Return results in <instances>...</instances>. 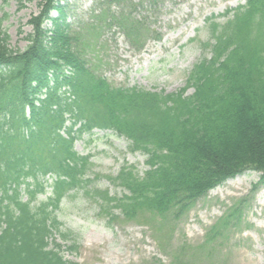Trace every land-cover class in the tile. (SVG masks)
Returning a JSON list of instances; mask_svg holds the SVG:
<instances>
[{"label": "trees", "instance_id": "obj_1", "mask_svg": "<svg viewBox=\"0 0 264 264\" xmlns=\"http://www.w3.org/2000/svg\"><path fill=\"white\" fill-rule=\"evenodd\" d=\"M59 2L40 0L24 50L11 49L0 32V264H77L63 257V245L73 253L77 241L58 213L79 194L97 205L107 228L144 221L160 237L170 215L184 214L226 180L254 171L264 182V0H245L222 15V24L206 20L203 57L170 94L116 88L91 71L84 50L100 26L72 35ZM106 13L100 24L116 22L140 43L145 25ZM95 129L124 137L131 153H142V175L134 167L114 177L92 174L89 158L73 146ZM99 177L124 194L93 188ZM239 218L230 208L202 246L176 249L171 264L201 262L207 245Z\"/></svg>", "mask_w": 264, "mask_h": 264}, {"label": "rangeland", "instance_id": "obj_2", "mask_svg": "<svg viewBox=\"0 0 264 264\" xmlns=\"http://www.w3.org/2000/svg\"><path fill=\"white\" fill-rule=\"evenodd\" d=\"M64 6L72 35L84 37L92 25L100 26L95 39L84 50L87 67L116 88H136L147 92L176 93L184 87L187 74L202 59V45L209 41L206 20L222 24L226 11L243 6L245 0H58ZM152 3H154L152 5ZM40 0H0V32L9 36L13 50H24L32 33L29 20L40 11ZM110 4V5H108ZM108 18L124 16L145 25L139 44L128 40L116 22L100 24ZM6 15V17H5ZM52 17L56 13L51 14ZM49 27V24L47 25ZM205 52V57H208ZM189 89L184 95H189ZM74 150L91 163L90 172L117 175L122 167H134L139 175L146 170V157L131 153L129 142L112 131L93 130L74 143ZM92 177V176H90ZM50 183V179H47ZM100 191L120 197L124 192L99 177L92 184ZM49 193V189H47ZM39 195L37 202L45 200ZM25 200V196L22 197ZM58 213L63 229L76 236V252L61 249L65 260L77 264H171L173 252L184 247L196 249L206 241V233L230 208H238L240 218L221 232L197 264H264V182L260 173L246 171L209 191L177 217L166 221V234L158 237L146 222L116 223L107 228L98 218L97 205L80 194L64 200ZM122 220L121 217H119Z\"/></svg>", "mask_w": 264, "mask_h": 264}]
</instances>
